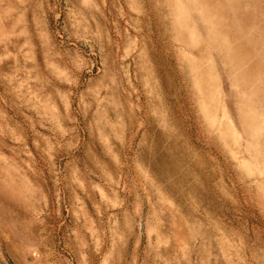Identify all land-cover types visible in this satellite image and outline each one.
<instances>
[{
  "label": "rangeland",
  "instance_id": "rangeland-1",
  "mask_svg": "<svg viewBox=\"0 0 264 264\" xmlns=\"http://www.w3.org/2000/svg\"><path fill=\"white\" fill-rule=\"evenodd\" d=\"M0 264H264V0H0Z\"/></svg>",
  "mask_w": 264,
  "mask_h": 264
}]
</instances>
